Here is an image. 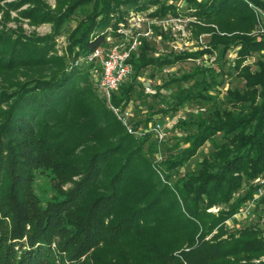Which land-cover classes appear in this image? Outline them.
I'll return each mask as SVG.
<instances>
[{
    "label": "trees",
    "instance_id": "trees-1",
    "mask_svg": "<svg viewBox=\"0 0 264 264\" xmlns=\"http://www.w3.org/2000/svg\"><path fill=\"white\" fill-rule=\"evenodd\" d=\"M6 1L0 0V264H264V230L226 227L252 199L256 187L250 182L264 174V36L251 35L260 22L246 1L262 10L264 4L56 0L52 8L44 0ZM178 2L194 19L197 38L209 35L208 48L222 46V55L232 45L240 48L234 69L246 89L227 92L229 109L192 122L195 131L180 140L185 147L158 165L151 160V133L129 134L95 87V66L73 62L107 48L109 32L120 36L131 13L154 7L152 19L178 16ZM90 5L67 36L66 63L57 55L61 28ZM10 12L32 26L50 24L51 33L8 28ZM205 53L132 54V79L111 94L110 105L130 103L143 69ZM253 54L262 56L255 71L243 65ZM192 97L191 91L176 92L167 111H178ZM139 125L137 120L135 129ZM218 133L226 142L195 174L172 182V173ZM38 172H49L54 181L55 195L45 204L33 189Z\"/></svg>",
    "mask_w": 264,
    "mask_h": 264
},
{
    "label": "rangeland",
    "instance_id": "rangeland-1",
    "mask_svg": "<svg viewBox=\"0 0 264 264\" xmlns=\"http://www.w3.org/2000/svg\"><path fill=\"white\" fill-rule=\"evenodd\" d=\"M8 0L6 2H11ZM49 6L54 8L56 0H44ZM264 4V0H258ZM248 6L253 9L259 19V26L251 35L264 36V17L259 16V12L264 10L246 1ZM4 3V2H3ZM3 3H0L3 5ZM178 16L168 14L163 18L152 19L149 17L154 11V7L143 13H131L124 24H120L119 31L127 32L129 36L138 35L139 44L135 53L146 51L148 57L166 56L170 53L199 52L209 50V53L198 56L190 61L178 62L172 66L147 67L143 69L135 80V89L131 97L130 105L134 114L133 122H141L138 127H151L156 120L162 121L165 127V137L158 140L152 136L151 141L156 146V152L151 160L154 164H163L169 158L178 154L184 145L180 142L185 135L192 134L195 129L190 124L202 116L206 118L215 112H223L230 108V101L227 96L228 91L242 92L245 90V82L237 75L234 69L236 53L240 49L236 45L222 55V46L218 49L208 48L209 35H200L198 38L193 31L190 17L184 2L176 3ZM23 6L20 10L26 9ZM92 6L79 9L76 14L67 21L61 28V33L57 38V55L64 56L66 63L71 64V56L67 53V36L77 23L91 11ZM12 19L5 22L8 28L17 29L20 27L26 35L36 34L44 36L51 33V25L43 24L32 26L25 19H18L16 12H10ZM20 18V17H19ZM2 20V13H0ZM3 25V23H1ZM1 26V25H0ZM122 33V36H123ZM109 40L112 38L120 39L109 32ZM147 45L141 43V40ZM143 45V47H141ZM264 56V53H263ZM260 54H253L243 65H248L251 71H255V63ZM98 69V68H97ZM132 76L128 79L129 82ZM216 80V81H214ZM211 82V83H210ZM199 85V86H197ZM209 88V89H208ZM208 89V90H207ZM191 91L193 97L187 101L178 111H167L166 105L171 104L176 92ZM201 95V96H200ZM165 110L164 113L158 111L159 108ZM226 142L221 134H217L213 139L201 147L196 155L192 157L183 167L172 173L171 181L174 182L180 177L195 174L200 169V163L208 158L214 151L215 146ZM182 145L183 147H179ZM187 147V146H186ZM264 174L254 179L250 184L256 187L257 179L263 178ZM249 184H245L239 194L247 190ZM34 192L41 200L42 204L55 195L54 181L49 172H38L34 183ZM237 196V195H236ZM264 198V197H262ZM260 201V200H259ZM219 208H213L212 212H217ZM250 210L247 215H240L228 220L226 227L230 231L239 230L248 226L257 227L264 230V199L258 202L255 210Z\"/></svg>",
    "mask_w": 264,
    "mask_h": 264
},
{
    "label": "built area",
    "instance_id": "built-area-1",
    "mask_svg": "<svg viewBox=\"0 0 264 264\" xmlns=\"http://www.w3.org/2000/svg\"><path fill=\"white\" fill-rule=\"evenodd\" d=\"M259 16L264 17L263 12H259ZM120 32V39L112 38L109 40V46L105 49H97L93 53L81 57L73 62V65H91L95 67L93 69L92 79L95 87L106 99L110 106V109L116 116V118L123 124L129 134L136 137L141 136L143 133H151V135L162 140L165 137V127L162 121L156 120L151 124V127H138L135 129L132 113V107L130 104L121 107H112L110 105L111 94L118 90V88L124 84L132 75V65L129 63V59L132 54L137 50L139 44L138 33L129 36L127 32ZM97 66V67H96ZM98 68V69H97ZM256 190L253 194L252 199L243 204L233 218L239 217L240 215H247L251 209L256 208L259 200L264 197V177L259 178L256 181ZM253 210V211H254ZM231 219V220H232ZM230 220V221H231ZM228 221L226 222L227 225Z\"/></svg>",
    "mask_w": 264,
    "mask_h": 264
}]
</instances>
